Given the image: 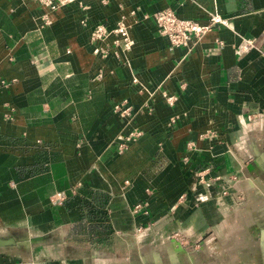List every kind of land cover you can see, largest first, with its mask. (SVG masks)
<instances>
[{"label":"crops","instance_id":"obj_1","mask_svg":"<svg viewBox=\"0 0 264 264\" xmlns=\"http://www.w3.org/2000/svg\"><path fill=\"white\" fill-rule=\"evenodd\" d=\"M163 9L229 23L170 47ZM120 20L129 50L90 41ZM200 171L228 192L196 204ZM0 238V264H264V0H0Z\"/></svg>","mask_w":264,"mask_h":264},{"label":"built area","instance_id":"obj_2","mask_svg":"<svg viewBox=\"0 0 264 264\" xmlns=\"http://www.w3.org/2000/svg\"><path fill=\"white\" fill-rule=\"evenodd\" d=\"M47 6L51 10L67 5L75 0H30ZM154 20L158 28V34L165 38L170 47H189L191 43L199 41L215 26H228V18L219 14H209L208 22L200 24L191 19L178 17L171 9H163L154 14ZM114 36L113 44L119 46L122 50H129L134 44L133 38L130 36L128 26L123 20L116 23L113 28H108L103 23H97L90 34V41L96 43L101 40ZM220 43V42H219ZM221 44V43H220ZM254 47L251 39L242 38L238 51L246 53ZM107 48L95 47L93 52L96 55L105 57ZM167 102L171 104L173 98H167ZM204 174V173H202ZM203 178V176H202ZM53 202L60 203L65 199L64 193L58 192L53 195ZM135 211L140 209V205H136Z\"/></svg>","mask_w":264,"mask_h":264},{"label":"trees","instance_id":"obj_3","mask_svg":"<svg viewBox=\"0 0 264 264\" xmlns=\"http://www.w3.org/2000/svg\"><path fill=\"white\" fill-rule=\"evenodd\" d=\"M90 201L83 203L84 208V221L82 226L87 229L88 233L95 234L96 232H105L109 227H107V216L101 208L97 207H104L105 200L103 195L98 193L97 191H92L91 193L87 194L86 197Z\"/></svg>","mask_w":264,"mask_h":264},{"label":"rangeland","instance_id":"obj_4","mask_svg":"<svg viewBox=\"0 0 264 264\" xmlns=\"http://www.w3.org/2000/svg\"><path fill=\"white\" fill-rule=\"evenodd\" d=\"M24 1H28L29 3H37L39 5L45 6L43 4H40L38 2L35 1H30V0H24ZM47 7V6H46ZM50 22L46 23V25H48ZM126 111H122L123 114H125ZM140 133L139 132H133L131 133L125 140H126V146L129 143V141H133L135 140L138 135ZM124 141H121V144L119 145V151H123V149L125 148L124 146ZM204 173V174H202ZM207 172L205 171H200L197 173V177H196V181L198 184L203 185V187L206 189L205 192L202 193H198L196 195L195 199V203L197 204L198 202H204L207 201L208 199H211L212 197H214V194L210 191L211 187H218L221 189V193L222 194H226L228 192V182L226 183L222 178H220L219 176H215V177H209L208 174H206ZM203 176V178H202ZM234 179V177H233ZM233 185V184H232ZM140 207H143L142 204H139ZM141 209V208H140ZM139 209H137L136 211H138ZM135 211V208H134Z\"/></svg>","mask_w":264,"mask_h":264},{"label":"water","instance_id":"obj_5","mask_svg":"<svg viewBox=\"0 0 264 264\" xmlns=\"http://www.w3.org/2000/svg\"><path fill=\"white\" fill-rule=\"evenodd\" d=\"M13 243H14L13 239H1L0 238V246L9 245Z\"/></svg>","mask_w":264,"mask_h":264}]
</instances>
